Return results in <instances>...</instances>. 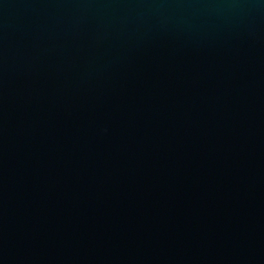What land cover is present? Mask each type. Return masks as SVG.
<instances>
[{
	"label": "water",
	"instance_id": "1",
	"mask_svg": "<svg viewBox=\"0 0 264 264\" xmlns=\"http://www.w3.org/2000/svg\"><path fill=\"white\" fill-rule=\"evenodd\" d=\"M0 264H264V0H0Z\"/></svg>",
	"mask_w": 264,
	"mask_h": 264
}]
</instances>
